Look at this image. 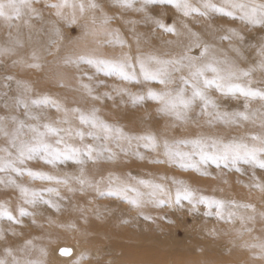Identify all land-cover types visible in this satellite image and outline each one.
I'll list each match as a JSON object with an SVG mask.
<instances>
[{"label": "snow or ice", "instance_id": "1", "mask_svg": "<svg viewBox=\"0 0 264 264\" xmlns=\"http://www.w3.org/2000/svg\"><path fill=\"white\" fill-rule=\"evenodd\" d=\"M113 6L125 11L143 13L145 19L151 21L157 29L164 33L180 35L176 23L167 24L163 19L153 17L150 10L164 6L174 9L184 18L204 17L213 15L230 18L232 21H240L252 28L264 29V0H111ZM36 4H42L44 8L54 10V15L69 25L77 23L78 15L87 12H95L102 6L97 0H0V20L8 23L9 27H17L13 21L23 20L24 24L31 28V20H42L43 11ZM138 5V6H137ZM27 17V19H24ZM93 25H97L98 18L93 14ZM111 18L104 13L99 18V27L93 30V34L103 30L106 39L102 46L125 49L119 56L107 57L97 49L82 51L75 56L65 58V64L81 70L84 67L91 69L81 71L80 86L93 101L105 99L115 101L117 97L127 96L133 106L141 105L146 101H153L159 107L158 113L171 116L173 124L187 125L192 122L197 126L200 117H207L205 123L210 128L217 125L224 127L240 126L245 122L256 123L259 121L261 131L254 134H245L239 137L225 139L223 136L198 134L194 138L168 139L158 137L154 133L143 135H130L123 128L107 123L98 113L99 108L93 106L84 111L80 108H66L59 101L45 95L37 99H31L27 93L32 89L29 85L16 81L18 95L14 105L5 104L6 108H23L26 119L11 116L13 127L9 130L7 117L0 116V136L5 144L0 146V186L4 189H15L19 192L20 203L13 209L10 201H0V223L8 222L20 225L25 217H34L35 213L28 210L27 206L35 208L39 205H47L55 211H61V205L57 199H64L60 195L58 187L32 188L18 182V177H29L32 181L50 182L62 185L69 192L81 193L89 189L96 191L101 196H114L126 201L134 208L142 209L146 205L163 208H183L185 202L191 211H198L200 205L207 207L206 215H216L218 219H227L233 222L235 218L244 221H255V216H237L232 207L252 208V205H236L234 201L226 202L215 197L204 196L195 188L175 177L168 183L167 176H161L160 181L137 179L128 174L127 179L109 172L107 177L101 176L94 181L88 175V165L99 164L101 161L118 165L122 160H147L153 165L169 164L179 165L188 170L200 172L202 175H210L208 167L214 165L216 169H228L241 175L248 170L252 171V186L264 191V181L256 175L257 170L264 172V39L258 46H253L256 58L247 67H241L238 60L246 59L233 41H243L244 37L233 27L221 25L219 40L228 41L231 52L236 58L229 56L223 48H217L213 43L204 41L200 33L193 31L187 23L180 21L186 30L189 42L181 46V50L174 54L159 56L154 53L144 54L131 52V45L120 33L119 29L107 30ZM126 23L133 25L131 31L136 32L135 20ZM53 35L51 41L57 45L63 36L59 28L53 23ZM11 35V33H9ZM136 46L139 48V35L134 36ZM167 43L172 44L173 41ZM19 44V41H16ZM15 54V48L0 47V57ZM51 54V53H49ZM30 68H40L35 53H33ZM15 63V62H14ZM259 79H254L256 74ZM115 78L121 84L139 85L142 90L132 92L130 88L117 84L112 85L111 91L97 94L96 88L104 84V80H97L99 76ZM88 83H84V79ZM13 80L14 77H6ZM154 85H158L159 88ZM7 87V85H6ZM232 100H243V110L228 111L221 108L216 96ZM261 102V108L251 109L252 101ZM48 107H54L63 115L56 119H48L42 122L46 116L43 111ZM34 108L41 109L39 114L33 112ZM198 109V111H197ZM195 113V116L193 115ZM33 121L34 123H29ZM73 121H78L76 126ZM91 139L93 143L87 141ZM78 142V143H77ZM141 149L154 155L148 156ZM41 161L52 168H59L68 162L77 166L78 174L65 173L63 176L54 175L42 170L30 167V162ZM94 171H98L94 169ZM130 180H135L131 183ZM79 184V189L71 186V183ZM107 184L106 187L103 185ZM215 210V211H213ZM141 215L144 213L141 211ZM259 216L264 220V212ZM145 219H151L144 216ZM33 223L35 220L33 219ZM250 231V229H249ZM15 231L12 235H16ZM5 239L4 229L0 227V240ZM258 249L257 258L264 260V241L249 245ZM35 245L28 240L19 251L24 252L23 257L17 256L11 247L4 249L5 257L0 258V264H44L41 259H30L31 250ZM41 256H46L45 249L40 248ZM60 254L70 256L71 249L62 248ZM10 257L11 259H7ZM86 258V257H82Z\"/></svg>", "mask_w": 264, "mask_h": 264}, {"label": "rangeland", "instance_id": "2", "mask_svg": "<svg viewBox=\"0 0 264 264\" xmlns=\"http://www.w3.org/2000/svg\"><path fill=\"white\" fill-rule=\"evenodd\" d=\"M97 3L102 6L103 12L97 9L94 13L78 15V25L77 23L69 25L66 21H61L53 14L54 10L46 9L42 4L35 6L43 10L44 18L42 20L33 18L31 28L27 27L23 20L12 22L14 25H19V28L9 27L8 23L0 20L1 30H9L8 42L18 40V35L16 37L15 35L21 32L20 28L26 29L22 35L35 36L34 42L25 44L24 52L19 51L13 55L0 57V116L8 118L9 130L13 127L11 116L26 119L23 108L5 107V104L14 105L18 95L16 81H21L31 87L32 91L27 93L31 99L47 95L66 108H80L84 111L95 106L100 109L98 115L102 119L123 128L130 135L151 132L158 137L168 139H191L204 133L230 139L261 131L259 121L255 124L245 122L242 127L226 128L223 125H217L215 128H210L205 123L207 117L199 118L200 126L190 122L187 125L179 124L173 127V124L178 122L171 116L158 113L156 109L159 106L153 101H146L136 106L131 104L127 96L117 97L115 101L107 99L102 102L93 101L80 86L81 71H88L91 74V69L84 67L77 70L65 64L64 61L66 57L75 56L89 49H97L100 54L107 57L119 56L122 51H129L128 48L102 46V42L106 39L103 30L93 34V30L99 27V18L104 13L111 18V23L106 26L107 30L119 29L132 46L133 54L142 52L165 56L166 53L179 52L181 46L189 42L187 32L180 23L183 20L193 31L200 33L204 41L213 43L218 49L223 48L224 52L233 58H236V54L231 52L229 42H221L219 40L221 33L216 30L221 25L236 28L243 35L244 40H236L233 43L240 47L243 55L249 53L250 57L255 59L256 52L253 46H258L264 39V29L252 28L238 20L232 21L230 18L217 15L211 18L192 19L182 17L170 7L160 6L151 9L153 17L163 19L167 24L176 23L181 34L174 35L157 29L151 21L145 19L143 13L117 8L113 6L111 0H97ZM93 14L98 18L97 25L92 23ZM130 19L137 21L134 25L135 33L131 31L133 25L126 23ZM57 20L65 22V37L57 45H53L51 41L56 37L53 35L52 28L53 23L56 27ZM136 35L140 38L139 48L134 39ZM168 41L174 43L169 44ZM21 53L23 59L17 60ZM33 53L38 57V61L35 62L41 64L38 69L27 66L34 62ZM238 63L241 67L250 65L243 60L240 62L238 60ZM9 76L14 79H6ZM96 79L104 80V84L96 88L97 94L111 91L113 84L128 87L132 92L142 90V86L121 84L115 78L101 75ZM254 79H259L258 73ZM84 83H88L86 78ZM154 86L159 88L158 85ZM213 95L217 97L222 109L243 110L242 99H225L216 93ZM254 105L261 106V102L252 101L251 107ZM43 111L46 116L42 117V122L48 119L56 120L63 115L54 107H48ZM33 112L39 114L41 109L34 108ZM193 115L195 116V113ZM73 123L79 126L78 121ZM87 142L93 143L91 139ZM4 144L5 140L0 136V146ZM141 151L148 156L154 155L144 149ZM29 166L35 170L60 176L65 173L78 174L77 166L72 162L60 165L59 168H52L41 161H32ZM87 167L88 175L92 176L94 181L101 176L107 177L109 172L120 175L122 179H127L130 174L137 179L143 178L156 182H161V176H167L169 184L171 178L175 177L183 180L204 196L215 197L226 202L234 201L236 205L254 206L256 212H253L252 208L245 207H232L231 210L235 211L238 217L255 216L256 219L254 222H242L239 218H235L233 222H229L227 219H218L216 215H206L208 209L204 205H200L198 211H191L186 202L183 208L167 206L159 208L146 205L142 209H137L122 199L101 196L91 189L85 193L79 190L69 192L62 185L39 180L32 181L27 176L18 177V182L32 188L58 187L64 199L53 197L61 205L59 212L47 205H39L35 208L26 205L29 211L35 213L34 217L23 218L20 225L6 221L0 223L5 233V239L0 240V258H6L4 249L7 247L14 249L17 256L23 257L25 253L19 250L28 240H31L35 249L31 250L29 258L41 259L44 264H264V260L257 258L259 250L249 246L264 241V220L259 216L260 212H264V191L252 186V171L248 166H243L248 169L243 175L228 169H216L214 165L208 167L210 175H202L191 169L185 170L179 165H153L147 160L134 159L122 160L118 165L101 161L97 165L90 163ZM256 175L264 181V172L257 170ZM130 182L135 183V180ZM71 186L77 189L80 187L75 182H72ZM103 186L106 187L107 184ZM0 201H10L13 209L21 202L17 190L4 189L2 186H0ZM141 211L144 215L140 214ZM144 216H149L151 219H145ZM13 231L17 234L12 235ZM40 248L45 249L46 256H41ZM62 248L71 249L72 254L67 257L62 255V257L57 250Z\"/></svg>", "mask_w": 264, "mask_h": 264}, {"label": "bare ground", "instance_id": "3", "mask_svg": "<svg viewBox=\"0 0 264 264\" xmlns=\"http://www.w3.org/2000/svg\"><path fill=\"white\" fill-rule=\"evenodd\" d=\"M43 11V10H42ZM51 15V14H50ZM49 15V16H50ZM51 17H52V15H51ZM26 18V17H25ZM56 19V18H55ZM61 21H64V20H61ZM60 20H57V24H56V27H58L59 29H60V32H61V34H62V36H63V38L65 37V31H64V29H65V22H61ZM48 22V21H47ZM61 22V23H60ZM79 21H77V24L76 25H78L79 23H78ZM20 30H21V32L19 31L18 32V34H16L15 35V37L18 35V37H17V41H19V44L20 45H22V46H19V45H17L16 44V40L14 41V42H12V41H10V42H8L9 40H8V32H9V30H6V31H2L1 30V25H0V47H8V45H10L11 47H14L15 48V53H18L19 51L20 52H24V49L26 48V46H25V44L26 43H28V42H34L35 41V36H32V35H27V34H25V35H22V32L23 31H26V29H23L22 30V28H20ZM7 35V36H6ZM8 37V38H7ZM15 37H13V38H15ZM12 38V39H13ZM27 52V51H26ZM247 53V52H246ZM244 57H246V59H243V62H245V61H247L249 64L254 60V58L252 59V57H250V55H249V53H247L246 55H243ZM17 60H22L23 59V54L21 53V56H18L17 58H16ZM240 61H242V60H239V62ZM245 64V63H244ZM247 65V64H246ZM259 108H261V106H252L251 107V109L250 110H256V109H259ZM55 245V244H54ZM58 251H59V254H60V249H57ZM56 250V251H57ZM109 251H112V249H108ZM61 255V254H60ZM58 256V255H57ZM62 256V255H61ZM63 257V256H62ZM65 257H67V256H65ZM62 259V258H61ZM66 259V258H65Z\"/></svg>", "mask_w": 264, "mask_h": 264}]
</instances>
